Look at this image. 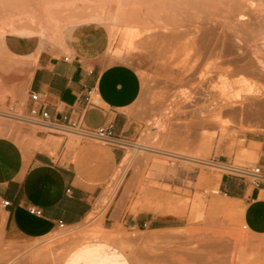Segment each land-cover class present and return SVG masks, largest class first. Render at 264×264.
<instances>
[{"label": "rangeland", "instance_id": "obj_1", "mask_svg": "<svg viewBox=\"0 0 264 264\" xmlns=\"http://www.w3.org/2000/svg\"><path fill=\"white\" fill-rule=\"evenodd\" d=\"M45 46L138 72L132 136L86 219L0 237V264H61L92 239L130 264H264V235L243 228L222 185L252 178L213 167L256 166L243 145L264 137V0H0V135L22 146L36 127L18 118Z\"/></svg>", "mask_w": 264, "mask_h": 264}, {"label": "crops", "instance_id": "obj_2", "mask_svg": "<svg viewBox=\"0 0 264 264\" xmlns=\"http://www.w3.org/2000/svg\"><path fill=\"white\" fill-rule=\"evenodd\" d=\"M69 50L49 46L39 50L27 91L45 95L52 117L71 113L89 129L112 125L119 143L49 131L41 125L24 146L0 135L2 238L39 239L57 231L60 220L68 228L86 219L124 157L123 142L132 136L130 108L140 93L138 72L126 63L105 66L92 55ZM89 89L94 104L84 105L78 96ZM243 148L250 158H256V165L264 172V137L246 136ZM224 155L233 163L235 154ZM222 182L246 229L254 235H264V179L257 184L239 177ZM2 200L9 204L2 206ZM31 206L41 209V214H31ZM61 264L130 262L112 242L92 239L74 246Z\"/></svg>", "mask_w": 264, "mask_h": 264}, {"label": "built area", "instance_id": "obj_3", "mask_svg": "<svg viewBox=\"0 0 264 264\" xmlns=\"http://www.w3.org/2000/svg\"><path fill=\"white\" fill-rule=\"evenodd\" d=\"M78 101L86 104H94L91 100V89L85 94H79ZM27 109L25 111V118L21 122L31 125H41L49 131L54 132H73L82 135L85 138H95L112 143H119V139L114 134L112 125L100 126L96 129H89L80 123L79 118H72L71 113L62 115L61 118L52 117L48 110V103L45 95L29 91L28 99L25 103ZM238 174L242 177H251L252 183L257 184L264 179V172L259 166H254L251 169H241ZM68 191V190H67ZM2 206L9 204L8 200L1 201ZM31 214L40 215L41 209L31 206L28 207ZM60 228H64V223L60 220L58 222ZM243 228H246L243 225Z\"/></svg>", "mask_w": 264, "mask_h": 264}, {"label": "bare ground", "instance_id": "obj_4", "mask_svg": "<svg viewBox=\"0 0 264 264\" xmlns=\"http://www.w3.org/2000/svg\"><path fill=\"white\" fill-rule=\"evenodd\" d=\"M201 1V0H200ZM192 4V3H191ZM242 4V3H241ZM198 5V4H197ZM200 5V4H199ZM238 5V4H237ZM193 6V5H192ZM195 6V5H194ZM241 8H242V6H240ZM186 9V8H185ZM239 9V8H238ZM234 13V12H233ZM233 15V14H232ZM260 24V23H259ZM202 37V36H201ZM206 39V38H205ZM202 40H203V38H202ZM207 40V39H206ZM191 43V42H190ZM204 44H206V43H204ZM204 44H202V45H204ZM212 45V44H211ZM210 44L208 45V44H206L204 47L202 46L201 48L202 49H209V48H211V50L214 48V46L212 47ZM201 46V45H200ZM202 53V52H201ZM210 53V52H209ZM212 53V52H211ZM253 66V65H252ZM251 67V66H250ZM249 67V68H250ZM245 68V67H244ZM246 68H248V67H246ZM246 68H245V70H246ZM251 69V68H250ZM239 71V70H238ZM249 71V70H248ZM252 71V70H251ZM250 74V73H249ZM204 80V79H203ZM231 101H229V102H227L226 104H224V105H222V107L224 108V107H227V106H229L230 104H232V103H230ZM262 103V102H261ZM231 107V106H230ZM229 107V108H230ZM260 108V107H259ZM249 111V110H248ZM261 112V111H260ZM251 113H252V111H251ZM260 115V114H259ZM22 116V118L20 119V121H22V120H24L25 118L23 117V115H21ZM31 125V124H30ZM31 126H35V127H37L36 125H31ZM199 162H201V163H205V164H209L208 162H206V161H199ZM217 167V169H220V170H223V171H237V172H239L240 170H241V168H239V167H235V166H231V165H226V164H219V165H213V167ZM104 233V232H103ZM104 235V237H106L105 235L106 234H101V236H103ZM109 235H107V237H108Z\"/></svg>", "mask_w": 264, "mask_h": 264}, {"label": "trees", "instance_id": "obj_5", "mask_svg": "<svg viewBox=\"0 0 264 264\" xmlns=\"http://www.w3.org/2000/svg\"><path fill=\"white\" fill-rule=\"evenodd\" d=\"M158 226H160V225H158V224H154V225H153V227H158Z\"/></svg>", "mask_w": 264, "mask_h": 264}]
</instances>
